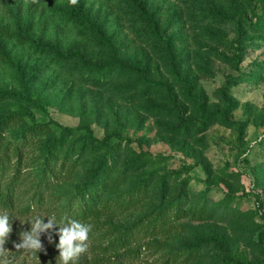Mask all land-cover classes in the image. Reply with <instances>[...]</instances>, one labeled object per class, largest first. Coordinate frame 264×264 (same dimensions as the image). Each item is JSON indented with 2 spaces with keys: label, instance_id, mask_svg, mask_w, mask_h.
<instances>
[{
  "label": "rangeland",
  "instance_id": "obj_1",
  "mask_svg": "<svg viewBox=\"0 0 264 264\" xmlns=\"http://www.w3.org/2000/svg\"><path fill=\"white\" fill-rule=\"evenodd\" d=\"M78 1L81 15L108 41L84 23L70 0H0V119L9 124L4 142L27 126L43 128L23 147L24 201L15 210H0L13 217L5 248L14 264H59L58 229L52 243L41 235L45 250L38 259L14 244L30 230L26 221L33 216L68 215L103 153L97 143L104 137L117 142L116 136L122 139L118 165L100 202L125 196L135 182L148 188L135 206L77 219L94 226L78 264H220L223 252L264 260V31L248 24L261 13V1L139 0L153 22L130 0ZM16 24L75 61L56 64L16 40ZM237 45L239 72L233 66ZM81 57L99 66H136L161 86L149 87L127 71L100 85L79 74ZM59 125L72 131L44 201L21 212L36 183L39 145L58 136ZM171 206L180 209L178 215L159 214ZM125 229L131 230L129 244L106 251Z\"/></svg>",
  "mask_w": 264,
  "mask_h": 264
},
{
  "label": "trees",
  "instance_id": "obj_2",
  "mask_svg": "<svg viewBox=\"0 0 264 264\" xmlns=\"http://www.w3.org/2000/svg\"><path fill=\"white\" fill-rule=\"evenodd\" d=\"M136 6L140 15L147 19L149 22H153V17L149 15L148 11L145 9V6L139 0H130ZM261 1V13L254 14V18L250 21L249 26L253 30L262 29L264 31V0ZM77 12L83 19L84 23L88 25L94 32L102 37L104 41L108 39L104 36L99 26L96 25L93 20L89 19L86 16H82L81 3L78 1L76 4ZM253 20H255L253 22ZM243 18L240 16L235 20L237 24V29L240 32L242 28ZM16 40L23 42L24 44H31L35 46L44 55L50 56L56 64L67 65L75 61V55L71 53L63 52L57 45L42 44L26 34L19 24H16ZM241 57V48L239 45L235 46V54L233 56V66L234 70L239 72V62ZM79 64V74L86 76V78L93 80L94 82L100 85H106L108 82L120 77L121 73L124 71L129 73H137L140 78L152 88H159L161 85L152 83L147 79L145 74L136 66L124 67L117 64H109L104 66H99L93 62H87L84 58H80ZM239 76H243L242 73H239ZM7 119H0V210H15L18 203H22L25 198H20L22 191H20L21 186L26 180V175L23 177L21 174V165L25 159V153L23 147L27 144L28 140L41 136L43 134V128L40 125L27 126L20 132L13 134V142L5 143L4 142V133L6 131ZM203 125L197 124V128H202ZM72 129L59 125V134L48 141H42L39 145V150L41 154V162L36 165L32 172L36 178L35 186L31 190H27V193L31 191L29 199H26V205L21 207L19 210L21 212L30 211L32 207L40 205L44 201V191L49 185V178L52 173H54V168L59 160V153L62 150V145L64 139L67 135L71 134ZM112 138V137H111ZM109 137H104L100 140L97 145L101 148L102 154L99 156L98 161L94 165V169L88 179L85 181L84 185L80 189L76 198H73V201H70L68 206V217L73 219H87L93 216L98 215L102 211L106 210H117L122 206L124 209L135 206L134 204L138 203L145 198V193L148 188H146V182H135L132 184L131 189L128 190V193L125 196L117 195L113 196L110 199L100 202V197L105 191L108 180L111 178L113 173V168L117 167V161L119 158L118 145L120 144V136H116L118 139L115 142ZM34 140V139H33ZM32 141V140H31ZM15 163V164H13ZM63 164V161H62ZM165 183L162 182L161 188L165 190ZM126 201V203H124ZM175 205L177 203L175 202ZM174 205V206H175ZM164 209L159 214L167 215L168 212H171L174 215H178L180 211L179 208ZM173 215V216H174ZM131 230L125 229L119 231L116 237L107 245L106 251L109 253H114L115 251L120 250V248L125 247L129 244L130 241V232ZM127 232H130L128 234ZM201 242V241H200ZM199 241L197 244L200 243ZM127 252V251H125ZM126 254V253H125ZM120 253L114 255L119 257ZM104 260H111V257H104ZM220 264H264V260L250 261L246 259L236 258L226 252L222 253L220 259Z\"/></svg>",
  "mask_w": 264,
  "mask_h": 264
},
{
  "label": "clouds",
  "instance_id": "obj_3",
  "mask_svg": "<svg viewBox=\"0 0 264 264\" xmlns=\"http://www.w3.org/2000/svg\"><path fill=\"white\" fill-rule=\"evenodd\" d=\"M70 3L75 5L78 0H70ZM12 218L7 211L0 212V264H14L12 252L5 248L12 232ZM26 222L30 224V230L21 232V242L14 244L18 252L23 250L38 259L37 253L45 250L41 235L47 234L49 243H52L51 233L55 229H58L56 234L59 237L58 243L55 244L59 252L56 258L59 264H78L79 258L89 250L90 233L94 227L91 223H84L67 215L57 219L54 214L36 215Z\"/></svg>",
  "mask_w": 264,
  "mask_h": 264
}]
</instances>
